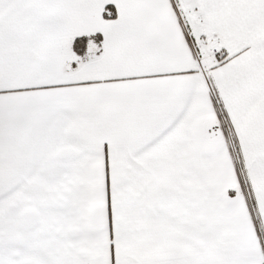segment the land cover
<instances>
[{
  "label": "snow or ice",
  "instance_id": "1",
  "mask_svg": "<svg viewBox=\"0 0 264 264\" xmlns=\"http://www.w3.org/2000/svg\"><path fill=\"white\" fill-rule=\"evenodd\" d=\"M0 264H264V0H0Z\"/></svg>",
  "mask_w": 264,
  "mask_h": 264
}]
</instances>
